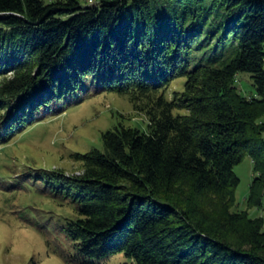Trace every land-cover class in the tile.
Here are the masks:
<instances>
[{
    "label": "trees",
    "instance_id": "16d2710c",
    "mask_svg": "<svg viewBox=\"0 0 264 264\" xmlns=\"http://www.w3.org/2000/svg\"><path fill=\"white\" fill-rule=\"evenodd\" d=\"M240 72L256 96L237 90ZM102 91L125 95L147 130L103 131V149L72 154L82 174L47 171L76 211L61 225L73 253L56 252L264 264V215L249 214L264 211V0H0V144ZM245 156L254 176L237 210Z\"/></svg>",
    "mask_w": 264,
    "mask_h": 264
},
{
    "label": "rangeland",
    "instance_id": "374dc122",
    "mask_svg": "<svg viewBox=\"0 0 264 264\" xmlns=\"http://www.w3.org/2000/svg\"><path fill=\"white\" fill-rule=\"evenodd\" d=\"M98 1L79 0L82 6ZM184 80L177 78L173 87L181 91ZM235 86L244 95H257L246 72L238 73ZM261 121L264 124V115ZM147 124L146 115L136 111L125 95L102 91L70 102L63 111L29 124L1 143L0 264H71L56 251L73 253L61 225L76 211L71 202L54 195L47 171L82 174L85 164L72 154L103 149L102 132L115 126L147 130ZM234 171L240 179L234 209L241 210L254 176L251 157L245 156ZM249 214L261 216L264 211L251 207ZM92 264H131V260L119 252Z\"/></svg>",
    "mask_w": 264,
    "mask_h": 264
}]
</instances>
